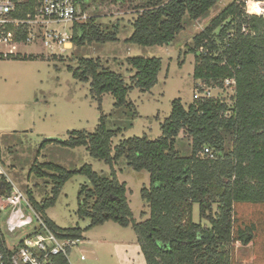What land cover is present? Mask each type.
Masks as SVG:
<instances>
[{
    "label": "trees",
    "instance_id": "1",
    "mask_svg": "<svg viewBox=\"0 0 264 264\" xmlns=\"http://www.w3.org/2000/svg\"><path fill=\"white\" fill-rule=\"evenodd\" d=\"M86 1L78 0L82 13ZM219 1L155 0L137 11L130 24L133 32L124 42L139 47L167 46L185 29V18L204 19ZM35 2L28 0L23 10L31 9ZM96 20L90 17L73 24V47L118 41L117 25L107 29ZM17 40L24 41L25 36ZM190 53L195 59V81L217 90L224 89L225 80L234 81L230 104L209 98L185 107L175 100L156 140L132 137L112 148V139L121 129H108L101 116L93 133L72 131L64 142H43L70 149L84 147L93 159L111 168L106 177L88 165L67 172L51 163L35 162L30 171L36 178L49 179L52 188L50 197L42 202L35 201L30 192L28 199L57 238L82 241L84 232L112 222L131 227L145 264H233L227 248L236 244L253 245L255 260L257 256L264 260V20L247 16L243 4L234 1L194 37ZM36 58H3L0 54V60ZM74 60L76 68L68 66L67 70L75 80L90 84V95L99 110L102 96L111 94L115 109L127 110L132 117L137 113L127 100L128 93L133 89L149 91L157 83L162 66L157 58H127L131 74L128 85L121 74L104 68L99 59ZM181 132L190 140L187 154H180L175 147ZM204 148L212 152V159L200 155ZM121 159L133 171L149 174V187L140 193L149 216L139 223L130 210L126 184L118 181L113 168ZM74 174L88 181L80 188L76 214L89 225L85 229H61L45 212L54 206ZM10 191L1 178L0 194ZM194 205L198 206L197 223L192 219ZM52 262L69 264L61 255L53 257Z\"/></svg>",
    "mask_w": 264,
    "mask_h": 264
},
{
    "label": "rangeland",
    "instance_id": "2",
    "mask_svg": "<svg viewBox=\"0 0 264 264\" xmlns=\"http://www.w3.org/2000/svg\"><path fill=\"white\" fill-rule=\"evenodd\" d=\"M234 1L245 7L246 0H220L206 18L197 21L185 18V29L173 43L162 47H139L124 41L133 32L130 24L137 11L155 0H87L86 18L79 19L78 23L95 17L103 28L111 29L117 25V42L93 43L80 49L71 46L54 54L44 51L41 46L27 45L18 47L13 57L31 56L36 59L0 60V162L9 179L27 197L30 192L35 201L42 202L50 197L52 184L47 178H36L30 171L36 161L51 163L67 172H76L88 165L93 172L109 177L111 168L93 159L84 147L70 149L55 142L43 144L49 140L64 142L72 131L93 133L101 116L105 117L108 129H121V133L112 139V148L127 138L146 136L149 140H156L160 137V124L170 115L171 103L179 100L185 107L192 104L194 91L202 84L193 79L195 59L190 50L194 37ZM68 28L70 25L66 26ZM60 31L63 32L62 29ZM6 51L0 46L3 58ZM78 57L99 59L104 68L121 74L128 85L131 74L125 61L127 58H157L162 66L157 83L149 91L133 89L128 93L127 100L132 102L137 113L132 117L130 113L126 114L127 110L115 109L111 94L102 96L99 110L98 102L90 95V84L75 80L67 70L68 66L76 68L74 58ZM209 90L210 98L230 104L233 91L227 88ZM189 146L190 140L181 132L176 150L187 154ZM113 168L118 181L126 184V197L134 220L137 223L146 220L149 209L140 193L149 187V174L133 171L124 159ZM84 185H88L87 178L74 174L64 184L54 206L46 211L59 228L85 229L89 225L88 220H82L76 214L78 194ZM143 213L146 214L143 216ZM192 219L195 223L199 221L197 205L193 206ZM32 230V226L29 227V231ZM84 233H87L85 242L72 248L69 264H145L131 227L122 228L106 222ZM25 236V233L18 232L9 238L14 241ZM227 251L233 264H264L260 256L255 260L251 244H236L234 248L228 247ZM81 256L83 261H80Z\"/></svg>",
    "mask_w": 264,
    "mask_h": 264
},
{
    "label": "built area",
    "instance_id": "3",
    "mask_svg": "<svg viewBox=\"0 0 264 264\" xmlns=\"http://www.w3.org/2000/svg\"><path fill=\"white\" fill-rule=\"evenodd\" d=\"M27 1L0 0V46L7 50L3 56L14 55L18 47L27 45L41 46L44 51L49 50L50 54L70 49L72 33L69 31L79 19L86 18L78 0H36L31 9L24 11L23 4ZM249 2L259 5L263 12L249 11ZM244 12L247 16L264 20V1L246 0ZM69 25L70 28L66 29ZM19 36H25V40L18 41ZM233 85V80H225L224 89L232 91ZM209 89L202 84L196 87L194 99H209ZM200 155L213 158L208 148H204ZM1 178L11 187V191L8 195L0 194V264H53V257L60 255L69 263L72 248L81 241L57 238L28 197L9 179L0 162ZM31 226L33 230L29 231ZM18 232L26 236L11 241L13 238L9 236L18 235ZM83 260L81 256L80 261Z\"/></svg>",
    "mask_w": 264,
    "mask_h": 264
},
{
    "label": "bare ground",
    "instance_id": "4",
    "mask_svg": "<svg viewBox=\"0 0 264 264\" xmlns=\"http://www.w3.org/2000/svg\"><path fill=\"white\" fill-rule=\"evenodd\" d=\"M248 6H249V11H251L252 13H261V12H263L261 10L260 6L256 5L255 3L249 2Z\"/></svg>",
    "mask_w": 264,
    "mask_h": 264
},
{
    "label": "crops",
    "instance_id": "5",
    "mask_svg": "<svg viewBox=\"0 0 264 264\" xmlns=\"http://www.w3.org/2000/svg\"><path fill=\"white\" fill-rule=\"evenodd\" d=\"M46 211H48V210H46ZM144 214H146V213H144ZM45 215H46V217L49 219V220H51L49 217H48V215H47V212H45ZM52 221V220H51ZM53 222V221H52ZM54 223V222H53ZM55 224V223H54ZM56 225V224H55ZM57 226V225H56ZM87 234V233H86ZM86 234L85 233H83L82 234V237H83V240L80 242V244L81 243H84L85 241V239H86Z\"/></svg>",
    "mask_w": 264,
    "mask_h": 264
}]
</instances>
